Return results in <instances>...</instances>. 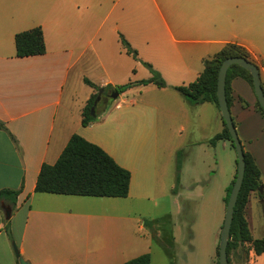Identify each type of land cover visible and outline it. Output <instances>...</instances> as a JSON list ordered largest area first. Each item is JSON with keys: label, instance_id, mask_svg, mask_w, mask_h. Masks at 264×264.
<instances>
[{"label": "crops", "instance_id": "obj_1", "mask_svg": "<svg viewBox=\"0 0 264 264\" xmlns=\"http://www.w3.org/2000/svg\"><path fill=\"white\" fill-rule=\"evenodd\" d=\"M37 26L45 53L17 57L14 35ZM120 36L137 60L123 49ZM228 43L243 46L256 61L264 93V0H0V121L6 128L0 129V190H20L9 218L11 237L1 208L11 204H0V264H19L14 247L29 264H122L149 253L152 237L144 232L136 206L151 193L152 137L160 119L152 102L127 100V95L137 92L143 98L194 82L203 61ZM142 62L167 86L133 85L118 94L124 97L113 110L96 107L100 118L82 126V109L95 93L84 79L98 87L146 80L151 74ZM229 88L237 136L262 184V197L252 198L255 191L248 196L244 217L252 238L264 239V117L245 79H231ZM173 96L166 122H173L168 135L178 140L166 145L165 164L167 171L173 167L177 183L176 156L183 154L185 140L193 138L210 154L215 144L209 140L224 125L215 105L190 107ZM74 134L130 172L125 198L34 192L42 164H53ZM127 137L134 140L129 153ZM245 247L248 264H264V253L257 256Z\"/></svg>", "mask_w": 264, "mask_h": 264}, {"label": "trees", "instance_id": "obj_2", "mask_svg": "<svg viewBox=\"0 0 264 264\" xmlns=\"http://www.w3.org/2000/svg\"><path fill=\"white\" fill-rule=\"evenodd\" d=\"M119 39L126 53L131 55L133 59L137 60L136 51L129 46L128 42L122 36H120ZM14 45L17 57L43 55L46 51L42 30L39 26L16 33L14 35ZM229 57H243L255 64L250 53L243 46L235 43H228L225 44L213 57L203 61V70L194 82L189 83L188 85L174 86L172 89L178 92L190 106L211 103L219 110L216 97L217 73L221 62ZM142 64L151 74L146 80L129 81L125 84L116 86L108 85L105 87H98L88 79H84V83L93 88L95 93L90 96L86 105L82 109V126H87L100 118V114L96 112V107L100 102H105L111 99L107 96L108 93L116 91L120 94L133 85H146L149 83L154 84L158 88H165L167 86L161 75L154 70L149 63L142 62ZM235 77L245 79L252 87V79L248 71L238 65H231L227 71L225 79V94L228 106L231 102L228 85L230 80ZM101 88L104 90V94L95 106L93 114H91V108L94 105L97 91ZM255 107L259 114L264 117V112L257 101ZM0 129H6L1 121ZM219 140H228L233 146L230 134L225 125L222 132L215 135L209 140V142L213 145ZM243 152L245 162L244 176L233 209L226 252L229 262L230 253L240 249L243 260L242 264H248V249H246V245H249L257 256L264 253V239L252 238L248 229L247 221L244 217V208L248 196L251 192L257 191L262 184L260 180V171L256 166L254 159L248 152ZM180 154H182V152L178 151L176 162L177 170H179L178 157ZM234 179L232 180L225 196L224 201L226 203ZM129 183L130 172L127 169L119 166L115 160L98 145L74 134L70 137L60 156L53 164H42L36 179L34 192L74 196L125 198L128 195ZM19 191L20 190L17 189L0 190V204L3 201H9L12 212L15 208ZM259 197H262L261 193L259 194ZM9 223L10 219H7L5 221V231L7 235L11 237ZM243 253H245L244 257ZM149 263L150 254L144 253L122 264Z\"/></svg>", "mask_w": 264, "mask_h": 264}, {"label": "rangeland", "instance_id": "obj_3", "mask_svg": "<svg viewBox=\"0 0 264 264\" xmlns=\"http://www.w3.org/2000/svg\"><path fill=\"white\" fill-rule=\"evenodd\" d=\"M143 75L141 72L138 76L143 78ZM173 95L183 99L171 88L165 93H146L143 98L137 92L127 95V100L145 99L152 102L158 108L157 116L160 119L152 137L156 155L150 169L151 193L149 198L136 206L144 224V232L152 237L150 264H218L219 236L226 209L224 199L236 173V151L230 141H217L215 148L212 147V152L208 154L198 148V144L194 145L193 138L186 139L183 154L178 157L179 170L176 172L178 177L175 183L172 179L173 167L167 171L166 167L169 166L165 164L166 145L177 144L178 140L168 135L173 122H166L170 119L167 105L173 102ZM122 97L100 102L97 111L102 112L104 108L106 111L113 110ZM133 148V138L127 137L124 151L129 153ZM213 162H217L216 167ZM174 188L176 194L173 193ZM260 193L262 191H255L252 198L257 199ZM252 206V211L257 214L258 206L255 202ZM242 263L240 249L232 251L228 264Z\"/></svg>", "mask_w": 264, "mask_h": 264}, {"label": "water", "instance_id": "obj_4", "mask_svg": "<svg viewBox=\"0 0 264 264\" xmlns=\"http://www.w3.org/2000/svg\"><path fill=\"white\" fill-rule=\"evenodd\" d=\"M231 65H238L239 67L245 69L248 71V73L251 76L252 79V87L253 92L255 94L256 100L259 103L260 107L262 108L264 112V93L260 84V74H259V67L252 63L251 61H248L247 59L243 57H229L223 60L219 66L218 73H217V83H216V97L218 101V108L222 117V120L224 122V125L227 129V131L230 134V138L232 140L233 147L235 148L236 155H237V161H236V174L235 179L226 203V209H225V215L224 220L222 224V228L220 231L219 236V245H218V264H228L227 259V243L229 239V232L232 222V215H233V209L237 201V196L240 191L243 176H244V152L241 145V142L239 141V138L237 136V132L235 130L230 112L229 107L226 100V94H225V79L226 74ZM104 94V90L101 88L97 91V96L94 101V105L91 108V114L94 112V108L97 105V103L100 101L101 96ZM107 96L111 99H116L118 97V93L116 91H113V93H108ZM259 191H261V187L258 188ZM1 208L4 213L5 219H9L11 215V209L7 206L1 205ZM14 253L15 257L18 259L19 264H29L28 262L24 261L22 257L19 256L18 251L14 247Z\"/></svg>", "mask_w": 264, "mask_h": 264}]
</instances>
